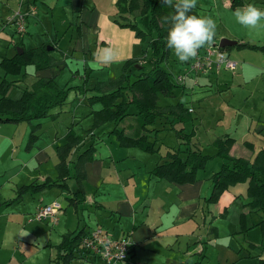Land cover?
Instances as JSON below:
<instances>
[{
	"label": "crops",
	"instance_id": "1",
	"mask_svg": "<svg viewBox=\"0 0 264 264\" xmlns=\"http://www.w3.org/2000/svg\"><path fill=\"white\" fill-rule=\"evenodd\" d=\"M116 2L117 0H108L112 11L101 15L94 0H64L63 3L57 0L54 5H50L49 0H30L35 13L28 16L26 30L19 36L13 26L6 22V18L17 8L18 0H0V61L4 57H12L15 53L21 54L24 50L35 48H45L50 53L51 49L66 38L69 44L72 42V46L64 52L63 56L66 57L84 55L86 59H96L102 48L113 49L117 63L121 66L129 58L140 57L144 49L142 41L135 36L133 30L112 20L117 11ZM228 3L230 9L237 8H231L230 0ZM59 4L62 6L61 10L64 9L63 6L67 7V16H71L73 11L77 12L71 16V20H62L67 25H63L65 29L60 37L57 34V23L53 21ZM40 7H43V15L37 12ZM73 23L76 24V29L70 27ZM236 35L226 31L222 37L236 40ZM236 41L264 45L250 40ZM18 47L21 53L17 52ZM48 47L51 49L48 50ZM229 47L225 51L232 59V51L235 49L237 52L251 50L264 54L258 49L236 48L234 45ZM147 60L142 61V64H146ZM55 61V65L44 69H35L33 64L27 65L19 74L14 75L5 74L0 65V77L12 82L6 96L11 99L20 98L23 91L39 77H55L61 85L60 79L66 75V68L71 67L66 59ZM96 65L84 70L82 84L85 82L87 87L84 96L74 89L72 97L70 89L66 101L59 106H65V109L54 107L47 116L30 121L0 122V264H104L99 258L82 254L78 246L71 251L68 260L56 261L59 254L57 247L64 235L73 236L74 233L81 232L80 235L83 236L98 226L113 238L128 235L133 240L134 246L129 258L119 264H207L206 246L210 242H219L220 248L230 250L232 264H259V259L264 260V240L260 226H253L245 233L240 232V214L250 210L246 205L250 201L246 181L231 185L219 195L217 201L207 203L206 198L210 194L207 193L212 188L211 175L217 171H204L209 160L204 168L197 171L195 181H170L153 173L154 167L162 160L161 156L169 150L162 147L163 144L157 145L158 137L150 134L149 139L155 140V148L159 149L151 153L140 147L121 145L112 133L118 127L123 129L124 135H135L137 126L132 127L129 122L124 124L126 117L117 123L107 121L95 127L92 114L95 109L92 107L99 103L90 105L87 98L93 92L89 88L95 85L92 82L95 69L101 64ZM59 68L62 70L58 71ZM215 72L212 67L201 76L205 83L214 82L212 88L218 83L219 90L214 88L213 95L218 93L214 91L221 92L227 85L223 75ZM253 75L256 79L264 78V68L261 71L255 70ZM61 86L71 87L67 84ZM250 95H246V100ZM160 97L159 95L157 104L162 109L172 108L180 102L160 105ZM259 98L260 102L230 106L233 109L226 112L221 110L222 103L217 106L223 111L217 124L227 114L230 118L228 130L233 134L224 133L215 139L227 136L233 139L228 148L230 155L252 161L264 147V86ZM62 110L68 111L66 114L70 115L69 118H64L71 124L66 126L64 123L66 128L62 125ZM165 119L170 122L172 120L171 117ZM84 120L91 123L79 130L78 127ZM108 122L113 123L112 128ZM149 128L159 129L154 126ZM251 130L255 137L245 140ZM68 132L79 141L67 152L65 172L59 166V153L68 142ZM237 132L239 135L235 136ZM194 135L193 131L192 143L200 147L203 153L204 149L194 141ZM215 139L211 141L212 145ZM175 145L177 148H185L178 140ZM243 149L246 151L243 152ZM216 152L217 149L214 156ZM48 181H56L60 185L52 184L18 195L17 191L24 185ZM60 197H63V201L59 200ZM54 201L61 204L55 219L49 217L44 223L28 221L29 215L37 207ZM237 203L239 206H236ZM260 216L255 209L250 210L253 223L257 224L261 220ZM9 229L13 237L11 244H8ZM223 238H229L230 241L223 242ZM236 238H241L243 244ZM30 245H35L34 250L42 247V252L46 251L45 248L49 249L48 257L34 259L33 255L37 256L39 253L32 254ZM226 256L227 254L224 256L225 260Z\"/></svg>",
	"mask_w": 264,
	"mask_h": 264
},
{
	"label": "trees",
	"instance_id": "2",
	"mask_svg": "<svg viewBox=\"0 0 264 264\" xmlns=\"http://www.w3.org/2000/svg\"><path fill=\"white\" fill-rule=\"evenodd\" d=\"M253 1L230 0V6L235 9ZM115 5L117 11L112 20L120 26L133 30L135 36L141 41L146 36V32L139 27L137 18L147 20L149 34L154 33L150 40L152 65L148 70L144 69L141 61L142 58H145L142 56L144 52L140 57L125 60L114 86H110L111 89L102 88L100 83H96L89 88L93 92L87 100L90 105L95 103L101 105L99 109L92 111L95 127L107 121L119 122L129 115L130 108L134 107L135 111L131 114H134L138 120L135 135H124L123 129L118 127H115L112 133L115 134L121 145L136 146L147 152H156L159 149L155 148L154 141H151L149 137L155 136V132L160 129L149 128V126L152 127L161 118L171 117V122L182 124L189 119L187 108L182 102H177L174 107L168 109H162L157 104L159 94L171 97L177 86L163 66L169 55L166 36L170 25L163 23L161 17L173 14V9L163 5L162 0H117ZM234 46L258 49L264 52V45L237 42ZM229 48L228 46L222 49ZM55 62V58L45 48H35L24 50L21 54L15 53L12 57H4L1 59L0 65L5 74L14 75L19 74L23 67L30 64H33L35 69H44L52 67ZM11 85V81L0 77V122L30 121L45 117L51 109L64 104L71 88L81 93H85L87 90L85 82L78 87H65L59 85L55 77H39L23 91L20 98L11 99L6 96ZM175 133L180 144H184L185 148L178 147L167 150L161 156V162L154 167L153 173L158 177L178 183L193 182L197 171L204 168L211 156L203 154L200 147L192 143V131L185 132L184 127L181 126L175 129ZM150 134L152 135L150 136ZM67 139L68 142L59 153L61 158L59 166L65 172L64 160L67 152L79 141L70 132H68ZM232 141L233 139L227 136L217 138L213 142L217 149L216 156L222 158L223 162L219 169L211 175L212 189L206 202L217 201L219 195L231 185L246 181L247 197L250 198L246 205L250 210L258 211L261 214V220L255 224L251 220L250 210L242 212L240 214V232L245 233L253 226L259 225L263 236L262 240H264V147L258 151L252 161H249L228 153ZM52 184L58 183L56 181L41 184L31 183L22 186L17 192L19 195L27 190L37 191ZM80 234L81 232H76L73 236L71 234L63 236L57 247L59 254L56 261L68 260L71 251L79 244L82 237ZM259 264H264V260L259 259Z\"/></svg>",
	"mask_w": 264,
	"mask_h": 264
},
{
	"label": "rangeland",
	"instance_id": "3",
	"mask_svg": "<svg viewBox=\"0 0 264 264\" xmlns=\"http://www.w3.org/2000/svg\"><path fill=\"white\" fill-rule=\"evenodd\" d=\"M60 3H63L64 0H59ZM95 3L97 4V7H99L101 11V15H106L109 14V12L112 11L111 7L108 5V0H94ZM57 0H49L50 5H54ZM25 6L26 7H31L33 6L32 4L30 5V0H25ZM256 7L260 9H264V0H254L252 2ZM56 12H54V19L53 21L56 24V29L58 37H60L63 33V30L65 29V23H63V19L65 20H71V16L76 14L75 11H73V14L71 16H67V12L65 9L67 8L66 6H63V10H61V4H59ZM43 7H40L37 12L41 15ZM30 11V9L28 10ZM196 15L199 16H212L218 25L217 27V33L214 39V42H219L220 38H222V35L224 32H232L237 34L235 37L236 40H250L255 41V42H260L264 44V21H261V23L255 27V28H245L238 24L233 16L234 10L229 8V3L228 0H197V8L194 10ZM35 13V10L34 12ZM33 13H30L28 16L32 15ZM48 17V16H47ZM103 17H100L102 19ZM28 20V17H27ZM44 22V19H42ZM138 25L141 29H143L146 32V36L142 40L143 43V48L141 53L144 54L142 56H145V58H142L141 61H145V59H148L146 64H144V69L148 70L151 65H152V49L150 46V40L152 37V34L154 36V33L149 34V29L147 25V20L146 19H140L139 17L137 18ZM59 24V25H58ZM27 25V22H26ZM63 25H65L63 27ZM70 27L73 29H76V24L73 23L70 25ZM26 30V27H25ZM46 31V29H45ZM130 31V30H128ZM16 32V31H15ZM25 32V31H24ZM23 33V32H22ZM56 33V32H55ZM20 36L19 33H16ZM230 36L229 34H227ZM54 36V33H53ZM72 46V42L69 44L68 38L63 39L61 43H59L58 46H56L54 49H51L50 54L52 57L55 59H66L67 63L71 67L70 69L67 67L66 68V75L62 77L61 80V85L67 84L68 86L71 87H78L82 85V82L84 80V70L85 68L89 66H97L96 64L98 63V58L94 59H86L84 55L78 56L74 55L73 57H66L63 56L64 52H67L68 49ZM68 48V49H67ZM104 49V48H102ZM240 52V51H238ZM237 50H233L232 53L234 60L237 63V66L234 70H227V69H220L216 70L215 73H221L223 75L224 79L227 81V85L224 87V89L219 92V91H214L218 92L216 95H213L214 93L212 92L214 88L216 90L218 89V83L216 84V87L212 88V84L214 82H208L205 83L204 81L201 80V76L204 74V72H194L189 69L188 63H180L176 56L174 55L173 51L169 49L168 53V58L164 62L163 66L166 68V70L170 73V79L176 83V87L174 88V95L171 97L168 96H163L159 94L160 97V105H164L166 102H171L175 103L176 101H180L183 103L184 107L187 108V112L189 114V119L188 121L184 122V125H179L178 123H175V121L170 122L169 120L164 119H158L157 122L153 125L154 127L159 128L160 130L155 132V136L158 137L156 138L157 145L163 144L166 149L172 150L177 148L175 145V142L177 143V140L179 139L176 137L175 129L180 128L181 126H184L185 132H193L196 134V140L195 142L199 143L203 147V153L208 154L210 156H213L209 159L205 170L207 173L210 171H215L218 170L221 163L223 160L218 157L214 156L215 155V146L211 144V141L215 139L216 137H219L221 134L224 133H231L228 129H230V125H228V119L229 116L224 117L221 120V123L217 124V119L222 117V113L224 111H228L229 109L232 110L233 108L230 106H243L246 102H253L254 101H261L259 98V94H261L264 86V78H254L253 72L255 70H263L264 68V58L262 53L260 52H254L251 50H243L242 52L238 53ZM228 54V52L226 51ZM229 55V54H228ZM63 56V57H62ZM190 64V63H189ZM121 65L119 63H114L110 67L109 66H103L99 65L95 69V77L93 83H100V85L103 87H107L111 89L110 86H114L116 83L117 79L119 78L120 75V67ZM211 66L210 68H212ZM240 67V68H239ZM209 69V68H208ZM207 69V70H208ZM62 70L61 68L58 69V71ZM206 70V71H207ZM1 71V70H0ZM240 71L242 73H240ZM88 74H90L88 72ZM180 75H185L184 81L179 80ZM71 76V77H70ZM107 81V82H106ZM93 86V85H92ZM209 87H211L209 89ZM227 87V88H226ZM107 89V90H109ZM70 94H73L72 97H74V88H71ZM84 93L81 94V96ZM251 94L247 100H246V95ZM171 100V101H167ZM72 99H70L71 101ZM69 101V102H70ZM228 102L229 104H227ZM223 104L221 110L217 107L219 104ZM68 107V104H65ZM101 105L97 104L93 106V109H99ZM59 107V106H58ZM63 107H59V109H65ZM85 108V106H83ZM91 107H89L90 109ZM91 108V109H92ZM244 108V107H243ZM57 109V108H56ZM90 109V110H91ZM191 109V110H190ZM247 109V108H244ZM63 113H61L62 116V125L65 123L66 126H70L71 124L66 122L67 119L64 118H69L68 111L62 110ZM135 109L134 107H131L129 110V115L126 116L124 119V124L127 125L129 122L132 127L138 126V120L136 119V116L134 114H131L134 112ZM92 120V119H91ZM26 123V122H24ZM91 123V122H90ZM87 121H83L81 126L78 127L79 130H81L84 126L90 124ZM110 124V127H113L112 122H108ZM65 124L63 125L64 128H66ZM174 126V128H173ZM98 127V126H97ZM150 127V126H149ZM110 128V129H111ZM57 129L59 130V126H57ZM65 130V129H64ZM134 130V129H133ZM131 132V130H128ZM101 132V131H100ZM160 135V137H159ZM239 133H235V136H238ZM248 137H245V140H250L251 138L255 137V134H253V131L251 130L249 133H247ZM250 138V139H249ZM159 139H161L159 142ZM239 138L237 139V142H239ZM254 140V139H252ZM155 141V140H154ZM159 143V144H158ZM237 148L240 146H236ZM243 152L246 150L243 149ZM212 188L209 189L210 193ZM245 194V193H244ZM60 201H63V197H60ZM38 202V201H37ZM236 206H239L237 203ZM237 209V208H236ZM234 212H236L234 210ZM34 212H32L30 216H32ZM31 222V221H29ZM32 222H38L36 220H33ZM31 222V223H32ZM38 223H44L43 221H39ZM8 234H10V237L8 239V244H11L12 240V235L10 233V229L8 230ZM229 239V238H228ZM227 238H223V242L228 240ZM237 241L243 244L241 241V238H236ZM230 240H228L229 242ZM222 242V244H223ZM35 245H30V251L32 254L34 253H39L35 256L34 259H41V257H48V251L49 249L45 248L46 251L42 252V247H40L38 250H34ZM215 247V248H213ZM245 247V246H244ZM41 249V250H40ZM227 248H220L219 242L218 244L214 242L207 243L206 246V263L207 264H232V254L230 250H227ZM227 254V259H224V256ZM2 255H5L4 252H2ZM8 264V263H4Z\"/></svg>",
	"mask_w": 264,
	"mask_h": 264
},
{
	"label": "built area",
	"instance_id": "4",
	"mask_svg": "<svg viewBox=\"0 0 264 264\" xmlns=\"http://www.w3.org/2000/svg\"><path fill=\"white\" fill-rule=\"evenodd\" d=\"M25 4V0H18L17 8L6 18V22L12 25L16 33L19 34L25 31L27 17L35 10V7H26ZM29 9L30 11H28ZM187 63L189 69L194 72H205L211 66L216 70L227 69L232 71L237 66L236 61L230 58L225 49H222L217 42H214L211 47L200 49L198 56ZM178 78L180 81H184L185 75H180ZM60 209L61 204L56 201L50 204H42L36 208L28 221H44L49 217L55 219ZM133 246L134 242L128 235L113 238L102 227L98 226L81 237L78 249L85 256L89 255L101 259L104 264H119L129 258Z\"/></svg>",
	"mask_w": 264,
	"mask_h": 264
},
{
	"label": "clouds",
	"instance_id": "5",
	"mask_svg": "<svg viewBox=\"0 0 264 264\" xmlns=\"http://www.w3.org/2000/svg\"><path fill=\"white\" fill-rule=\"evenodd\" d=\"M163 5L173 9V14L161 17L170 25L166 36V46L171 49L180 63H187L198 56L199 50L211 47L217 33V23L212 16L194 14L197 0H162ZM233 16L245 28H255L264 21V9L252 3L237 7ZM98 63L111 66L117 63L113 49H100Z\"/></svg>",
	"mask_w": 264,
	"mask_h": 264
},
{
	"label": "water",
	"instance_id": "6",
	"mask_svg": "<svg viewBox=\"0 0 264 264\" xmlns=\"http://www.w3.org/2000/svg\"><path fill=\"white\" fill-rule=\"evenodd\" d=\"M237 43L236 40H232V39H229V38H226V37H222L220 38L219 42H218V45L221 47V48H224V47H228V46H233ZM51 47H48V50H50ZM17 52L18 53H21V49H19V47L17 48Z\"/></svg>",
	"mask_w": 264,
	"mask_h": 264
}]
</instances>
